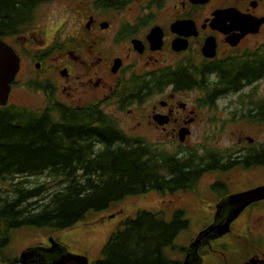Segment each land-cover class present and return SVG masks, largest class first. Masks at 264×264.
<instances>
[{
  "label": "flooded vegetation",
  "instance_id": "flooded-vegetation-1",
  "mask_svg": "<svg viewBox=\"0 0 264 264\" xmlns=\"http://www.w3.org/2000/svg\"><path fill=\"white\" fill-rule=\"evenodd\" d=\"M78 2L82 3H75L82 11V24L73 29L78 35L69 36L71 27L64 30L67 34L55 28L46 45L38 41L30 50L27 47L30 40H23L18 50L14 47L20 57V68L11 84L8 102L33 55L40 58L34 61L35 66L58 71L68 80L67 87L72 93L68 105L97 106L121 130L116 111L128 110L129 114L133 106L141 107L163 95L147 109V125L160 133L158 137L166 133L168 138L149 139L123 131L128 140L146 145L153 162L161 164L164 158H174L185 170L196 173L189 187L152 188L147 193L157 195L158 203L151 199L150 208H138L163 216L165 223H172L177 215L186 227L166 246L160 244L161 258L154 262L153 257L152 264H264V197L252 195L264 182L256 179L249 187H237L232 180L240 173L264 170V164L250 163L256 154L263 159L264 140L255 144V140L239 138L237 146L215 144L228 124L246 120L259 126L264 124V97L258 91L244 92V88L254 86L264 76L222 95L200 85L217 80L225 67L247 65L263 58L264 0H175L173 4L169 0ZM31 35L30 28L21 36ZM109 49L110 55L106 52ZM50 61L53 64H48ZM92 61L107 65V72L100 75L98 71L92 72L89 69ZM36 80L48 84L53 93L58 90L59 85L49 77ZM233 96L236 99L226 108L227 115L219 117L218 110L223 109L218 106L219 100ZM184 98H191L192 103L187 104L189 101ZM236 103L239 105L232 106ZM194 125L205 131L200 136L203 139L190 144L187 138ZM183 128L187 131L185 136L180 131ZM161 171L167 179L172 177L166 170ZM181 199H191V204L195 199L194 204H201L204 212L199 215V228L187 237L184 233L189 232L192 217L186 201ZM48 231L51 233L47 240L54 239L51 235L62 230ZM2 240L0 233V243ZM54 241L58 243L56 249L50 248L49 242L27 246L16 256H0V264H20L21 258L24 264H54L68 254L62 241ZM4 254L9 253L1 247L0 255ZM98 257L92 260L87 257L88 264H94Z\"/></svg>",
  "mask_w": 264,
  "mask_h": 264
},
{
  "label": "trees",
  "instance_id": "trees-1",
  "mask_svg": "<svg viewBox=\"0 0 264 264\" xmlns=\"http://www.w3.org/2000/svg\"><path fill=\"white\" fill-rule=\"evenodd\" d=\"M50 1L0 0V38L24 34L33 27L38 8ZM258 59L221 69L217 80L202 82L201 88L222 95L251 84L264 76V56ZM25 85L44 91L46 103L40 109L14 103L0 106V182L8 187L0 193V248L22 228L69 229L90 213H101L152 188L193 184L195 171L185 170L170 157L161 164L153 162L146 145L128 140L97 106L76 108L60 102L44 81ZM259 158L254 155L250 163L264 164V156ZM161 170L172 177L167 179ZM40 176L48 181L33 183ZM175 217L165 223L163 216L145 209L126 215L94 264H152L153 257L156 262L161 258L160 244L166 246L186 229Z\"/></svg>",
  "mask_w": 264,
  "mask_h": 264
},
{
  "label": "rangeland",
  "instance_id": "rangeland-1",
  "mask_svg": "<svg viewBox=\"0 0 264 264\" xmlns=\"http://www.w3.org/2000/svg\"><path fill=\"white\" fill-rule=\"evenodd\" d=\"M85 1V0H83ZM175 0H169V4H173ZM75 3L82 4L78 2V0H52L50 2L42 4L36 14H35V22L33 27H31L33 31L32 35L29 36H15V37H6L4 40L8 42L10 45L15 47V49H19L18 45H22L23 40L29 41L27 44L29 49L31 50L33 46L37 45V42H46V44L50 43L51 36L55 28L56 31L62 30L65 34L64 30H69V36L72 34L75 35L77 32L73 30L74 28L78 29L82 24L81 20V10H79ZM171 10V9H170ZM73 30V31H72ZM23 35V34H22ZM78 35V34H76ZM78 38V37H77ZM39 45V44H38ZM96 47V46H95ZM94 49V48H93ZM107 54L110 55L111 49L106 51ZM77 53L83 54L82 51L77 50ZM94 60V56L92 58ZM70 63V60H67ZM34 61H30L28 66L25 67L21 75L19 76L18 86L13 90V96L9 103H14L18 105H24L31 109H40L43 108L46 103V98L42 94L41 90L36 92V90L31 89L25 85L29 79L35 80V78H39V80L46 79L49 77L53 80V82L59 85L58 90L54 93L55 99L63 102L68 105L70 103L69 96L72 94L69 93L68 89V80L63 78L56 71H51L50 69H45L43 66L36 67L34 65ZM50 61L48 64H51ZM53 64V63H52ZM74 64V63H72ZM82 66V64H80ZM75 70L76 66H73ZM83 67V66H82ZM89 67V66H88ZM108 66L104 63L97 64L92 61L90 70L98 71L99 75L107 72ZM80 69V68H79ZM82 69V68H81ZM63 70V69H62ZM81 71V70H79ZM257 91L261 96L264 97V80L258 81L254 86L244 88V92H253ZM189 96V95H188ZM164 98V96L154 97L149 102H146L143 106H133V112L128 114V110L116 111V117L119 120V124L124 129L125 133L131 136H140V137H149L150 138H168L166 133H162L160 137H158V132L153 131L150 127H148L147 123V114L148 108L150 109L154 104H157V99ZM236 97L233 96L231 98H224L219 100L218 106L223 108L218 110L219 117H225L227 115V109L230 103L235 101ZM184 100H188L187 104L192 103L191 98H187ZM236 103L232 106H238ZM192 134L187 138L188 142L191 144L193 142L199 141L203 139L201 134L205 131V129L201 128L199 125H194L192 127ZM216 131V129H214ZM182 136L187 133L186 129H181ZM219 140L215 143L219 146H237L240 140L244 138H249L255 140V144L259 141L264 140V124L258 125L253 121H238L232 124L227 125V129L225 133L218 136ZM246 143H250L248 139H246ZM239 176V177H238ZM21 178H17L16 180H20ZM256 179L264 182V170L259 168L257 170H252L247 173H240L238 175H234L232 177L233 186L241 187H249ZM33 183L48 181L47 176L36 177V179H32ZM48 187L50 189H54L53 184H49ZM53 187V188H52ZM7 184L0 182V193L3 194L6 190ZM153 199L155 204L158 203V197L154 193H147L139 196H133L126 198L120 204L105 210L101 213H90L86 217L85 220L80 221L75 224V226L64 229L59 232H55V234L51 235L57 241H62L66 245V250L69 254L75 255H84L90 258V260L97 258L100 254V249L102 248L105 240L109 236V234L115 229L118 222L123 219L126 215H133L138 208H150L151 202ZM186 201L185 203L188 205L189 214L192 217L191 228L189 232L184 233L185 237H187L192 232L196 231L199 227V215L203 214L201 204H194L196 201L193 199L192 204L189 203L191 199H181V201ZM188 201V202H187ZM151 203V204H150ZM51 232L48 229H38V228H22L20 230L15 231L12 234L11 241L8 246L3 248V251H8L7 255H0L6 257H12L19 254L21 250H23L27 246L31 245H46L48 243L47 236L50 235ZM53 239V240H54Z\"/></svg>",
  "mask_w": 264,
  "mask_h": 264
},
{
  "label": "water",
  "instance_id": "water-1",
  "mask_svg": "<svg viewBox=\"0 0 264 264\" xmlns=\"http://www.w3.org/2000/svg\"><path fill=\"white\" fill-rule=\"evenodd\" d=\"M238 18L242 21L241 17ZM19 68L20 58L18 54L11 45L0 38V106H5L7 104L11 91V83L14 81ZM252 195L264 197V186L254 190ZM48 242L50 243V248L56 249L55 247H57L58 243L52 238H49ZM67 261H74L78 264H88V258L86 256L72 255L69 253L65 254L64 257H61L54 264H65ZM20 264H24L22 258Z\"/></svg>",
  "mask_w": 264,
  "mask_h": 264
}]
</instances>
